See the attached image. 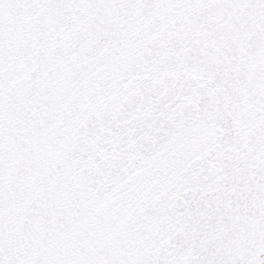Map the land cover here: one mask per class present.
Instances as JSON below:
<instances>
[{"label": "snow or ice", "instance_id": "1", "mask_svg": "<svg viewBox=\"0 0 264 264\" xmlns=\"http://www.w3.org/2000/svg\"><path fill=\"white\" fill-rule=\"evenodd\" d=\"M0 264H264V0H0Z\"/></svg>", "mask_w": 264, "mask_h": 264}]
</instances>
